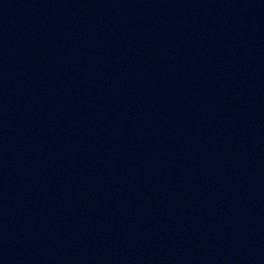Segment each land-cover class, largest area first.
<instances>
[{
  "label": "water",
  "instance_id": "obj_1",
  "mask_svg": "<svg viewBox=\"0 0 264 264\" xmlns=\"http://www.w3.org/2000/svg\"><path fill=\"white\" fill-rule=\"evenodd\" d=\"M248 0H0V264H251Z\"/></svg>",
  "mask_w": 264,
  "mask_h": 264
}]
</instances>
